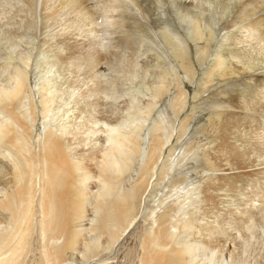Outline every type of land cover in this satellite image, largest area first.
I'll list each match as a JSON object with an SVG mask.
<instances>
[{"label": "bare ground", "instance_id": "6f19581e", "mask_svg": "<svg viewBox=\"0 0 264 264\" xmlns=\"http://www.w3.org/2000/svg\"><path fill=\"white\" fill-rule=\"evenodd\" d=\"M41 1L44 11L38 27L33 12L36 11L39 0H0V38L9 42L7 47L10 46L11 51L10 56L4 57L5 63L2 69L0 68V111L5 116L0 122V157L5 160L4 163L0 160V264H26L33 235L37 236L38 264L76 263V254H80V260L88 264L113 251L112 244L118 235H123L142 209V195L149 185L148 198L153 195L158 176L161 174L160 168L167 164V161H164L157 167L163 148L172 137V132L167 133L166 129L172 125L173 120L169 119L165 125L164 121L154 122L150 131L149 146L142 151L140 117L147 120L157 101L160 102L169 87H172L175 94L169 104L171 113L173 118H181L188 101L183 79L187 84L193 83L197 75L196 66L202 67L206 64L202 72L206 86L213 77L223 84L233 79L240 81L252 78L259 81L258 85H254L249 91L247 88L251 85L245 81L246 83L237 88L240 92L233 89L218 94V99L223 101V104H216L217 111L211 113L215 121L210 122L207 131L216 133L215 122L220 121L225 164L230 161V151L234 156L230 165L236 168L229 170L241 169L240 175L250 173L243 171L258 164L253 159L250 160V157H264V70L259 74L251 72L264 65V0H189L188 5L192 9L188 7L186 12L175 10L177 21L187 24V40L169 27H164L165 29L158 33L159 40L162 39L166 44L179 69H172L169 73L160 68L162 73H155L156 83L154 82L150 91L151 99L143 104L130 101L125 115L122 116L118 114L123 112V109L114 113L110 105L105 106L104 110H99L98 103L87 102L78 109V115L84 113L87 119L70 126L64 122V114L55 107L51 113V117L56 121L55 126L44 132L36 151L30 142V127L34 123L29 125L26 121L28 116H31V122L36 118V107L30 95L29 112L17 113L28 92V75L10 61L15 57V43L11 41L13 35L28 36L30 31L38 32L48 23L73 27L79 36L86 37L87 48L83 50L79 47L80 50L78 46L68 45L64 39H60L56 55L64 62L67 58L78 56L77 53L83 54V59L74 60L68 68L73 73H84L83 79L91 77L95 81V87L91 91L96 94L108 91L106 86H101L102 75L96 73V56L118 57L122 55L123 47L140 53L142 46L138 45V49H133L137 46L131 48V42L127 39L126 45L119 39L121 42L114 45L103 44L96 39L98 32L105 37L107 34L113 35L124 26L120 15L116 17L112 14L118 11L121 3L138 5V0ZM169 3L174 5V0H169ZM158 4H162V0H159ZM203 4H207L208 9H211L213 4L218 5L221 20L233 12L230 20L224 22H227L225 24L228 26L237 27L239 31L229 37L231 42L228 43V49L217 51L208 65L215 31L203 20L202 15L207 12ZM188 5L183 2L184 8ZM191 10L200 14L189 13ZM122 37L124 36L121 35ZM246 42L248 47L245 46ZM190 43L195 45L194 52ZM62 50L67 51L68 56L64 57ZM17 55L19 62L27 66L29 53L23 50ZM6 57L10 59L6 60ZM105 64L109 72L115 75L124 70L123 67H115L110 61H105ZM178 70L183 75L180 76ZM3 71H6V74L1 76ZM134 73L129 80L135 78ZM166 76H170L169 80ZM109 78L110 83L116 80L113 74ZM42 90L46 92L45 88ZM196 94L194 93V96ZM253 95L255 99L252 101ZM39 103L41 114L44 115L49 107L48 97L42 96ZM243 110H251L254 113L247 117ZM184 119L178 126L180 136L185 133L184 123L189 120L187 116ZM100 124L104 128H101ZM98 128L101 129L97 130ZM80 129L87 132L86 137L81 135ZM260 129L263 137H258ZM92 131L105 133L104 137L100 138L101 143H92L89 140L88 135ZM232 137L239 142H243L247 137L248 139L242 148L239 144L230 147ZM96 139L99 140V137ZM74 143L76 145L72 147ZM82 144H89V151L86 155L84 152L77 155V147ZM185 156L186 152H183V157L177 165ZM206 160L207 168L213 169L208 156ZM136 164L138 167H135ZM258 165L262 166L261 169L246 175L253 186L248 190L241 187L239 175L216 177L222 181L217 190H229L242 196L244 201L234 200L229 204L236 206L232 212L230 209L221 216L216 214L211 221L207 220L206 214L197 213L202 212L205 205H197L196 213L190 214L179 212L177 206L169 212L167 205L161 206L163 201H160L157 208H162V211H152L148 228L141 227L132 246L127 249L125 259L128 264L135 260L138 264H249L248 252L253 250L252 237L254 235L262 238L259 236L260 230L264 232V158ZM180 167L181 165L177 166L178 170ZM178 183H174V186ZM202 193L206 194L208 190L203 189ZM248 202H257V205L249 209ZM84 212L90 213V224L80 227L75 221ZM143 221L147 219L144 217ZM231 234H234L232 240L235 245L239 239L240 251L234 253V247L229 256L225 257L224 247L229 237L231 239ZM77 241L83 243L84 249L75 253ZM263 241L264 238L261 242Z\"/></svg>", "mask_w": 264, "mask_h": 264}, {"label": "rangeland", "instance_id": "374dc122", "mask_svg": "<svg viewBox=\"0 0 264 264\" xmlns=\"http://www.w3.org/2000/svg\"><path fill=\"white\" fill-rule=\"evenodd\" d=\"M157 1L159 2V0H138V5L129 2H124L125 4L121 3L123 9L121 6H119L118 11L112 15L116 17L120 15V21L123 22L122 25L124 26L119 28L116 33H113V35L107 34L105 37L101 36V33L98 32L99 35L96 37V39L103 44L114 45L116 42L119 44V42L123 40L126 45L125 41L127 39L131 42V48H133L132 46H137V48L135 47L133 49H138V45H142L140 48V53H138L139 51L134 53L133 51H130L131 49L129 47L127 48L129 50L123 47V50L121 49L123 51H121L122 55L118 57L115 55H107L106 57L96 56L98 64L96 73L102 75L101 86H106L108 88L107 93L96 94L92 92L91 90L95 87V81H93L91 77H87L88 79H83L85 75L82 74L84 73H73L72 70L70 71V68H68V66H70L74 60L83 59V54L77 53L76 55L78 56L67 58V60L64 62L62 61V58L60 59V56L56 55V47L58 46V40L60 39H64L68 45L78 46V48L80 47L83 50L84 48H87L86 37L79 36L78 33L74 31L73 27L70 28L66 25H60V23H55L53 25L48 23L45 25L46 27H44L45 30L42 28L44 31L42 29H39L38 32L30 31L28 36L25 37L17 36L16 34L12 36L13 40L11 41H14L15 43L13 46L15 57H13L14 59L6 57V60L10 59L12 65H15L20 70L26 71L28 75V92L22 100V106L17 111V113L21 114L29 112L28 95H30L34 103V107H36V118L34 122H31V116H28L26 121L29 125L34 123L32 127H30V131L32 132V138L30 142L36 151L38 149V143L42 141L44 132L49 127L53 128L55 126L56 121L51 117V113L54 111L55 107L60 111L61 114H64L63 120L65 123H68V126L74 123L83 122L87 119L84 113L78 115V109L87 102L98 103L100 105L99 110H104L105 106L107 107L110 105V109H112L114 113L120 112V109H123L124 111L118 114L122 116L125 115V111L127 110L126 108H128L127 106H129L130 101H136L139 102V104H143V102L151 99L150 91L153 89L154 84L156 83L155 75L158 73L161 74L163 71L161 69L171 73L170 70L178 68V65L174 63L172 57L170 56L166 44L161 38V40H159L158 33L163 31L166 27H169L176 33L180 34L185 40H187L185 35L187 24L177 21L176 11L180 10L186 12L188 7L190 9L191 7L188 5L189 0H174V5H171L169 0H162V4H158ZM215 1L218 2L219 0ZM183 2H186V5H188L187 8H184ZM203 5L205 8L208 7L207 4ZM43 7L42 1L39 0L37 3V9L33 12V16L37 18L35 20L38 23V27L41 22L40 17L43 15ZM189 13L200 14L193 13L192 10L189 11ZM219 14L220 7L216 4H213V7L211 9L207 8V12L205 11L204 15H202L203 20L206 21L205 24L209 25V27L215 31L214 39L212 41V49L210 52V57L207 60V65L208 62L214 58V55L217 51L221 52L228 49V43L231 42L229 37L232 36V33L239 32L237 27L228 26V24H225L227 22H224L230 20L233 12L225 15L222 20L220 19ZM223 24L225 25L223 26ZM121 35L124 37L121 38ZM8 43L9 42H6L4 39L0 38L1 69L3 67V63H5L4 57L11 55V51L9 50L10 46L7 47ZM190 46L194 52L195 45L190 43ZM245 46L248 47L247 42L245 43ZM23 50L29 53L27 66L19 62V56H16V54ZM111 51H113V49H111ZM61 53L64 57L68 56V54H66L67 51L65 50H62ZM135 57H137V59ZM105 61L112 62L115 67L124 68V70L117 75L110 71L113 74L114 79H116L115 82L110 83L109 77L112 74L107 69ZM205 67L206 64L202 65V67L196 66L197 75L193 83L187 84L183 79L186 85L185 92L187 94L188 101L185 112H183L181 118H173L171 113L169 104L173 95L175 94L172 87H169V91L163 95L160 102L157 101L158 103L154 108V111L147 120H144L142 116L140 117V124L142 125V130L140 132V144L142 151L146 150L149 146L151 134L150 131L152 129L153 123L164 121L163 124H167L169 119L173 120L172 125L167 126L166 129L167 133L172 132V137L170 138L168 144L166 143V146L163 148V154L158 161L157 167H160L164 161H167V164L160 168L161 174L158 176L157 185H155L153 195L148 198L147 194L149 192L148 189L150 188V185L147 191L142 195L144 201V204L142 202V209H140L136 220L125 230L123 235H118L116 241L112 244L113 251L105 256H102L100 259H94L90 261L88 264H128V261L125 259L127 249L132 246V242L138 235L140 228H148V219L152 211L155 210L156 213L162 211V208H157V205L160 203V201H163L161 206L167 205L169 212L170 210L175 209L177 206L179 212H187L190 214L196 213L197 205H205V209L202 212L197 213L200 215L206 214L207 220L211 221L214 219L213 216H216V214H218L217 216H221L223 212H226L230 209L232 212L236 206H229V204H231L234 200L244 201L242 196L235 195L229 190H217L219 185L222 183L221 180L216 178L217 176L239 175L241 176V187H246V190L250 189V187H253L252 181L250 178H247L246 175L261 169L262 166L258 164L263 160L264 157H250V160L253 159L255 162H258L257 165L247 168L243 171H250V173H243L240 175L241 169L229 170L231 168H236L235 166L230 165V161L234 159V156L232 151H230V161L228 164H225L223 155L224 150L221 142L220 121L215 122L217 125L216 133L211 134V131L207 130L209 128L210 122L215 121L212 119L211 113L217 111L216 104L218 106L223 104V101L218 99L220 93L222 94L226 93L227 90L229 91L237 89L238 86L241 87L246 82L251 85V87L247 88V91H249L254 85H258L259 81L253 80L252 78H245L244 80L241 79L240 81L233 79L227 84H223V82H217V79H215L216 77H213L212 81L206 86L204 79L202 78V72L205 70ZM156 70L157 72H155ZM263 70L264 65L251 72L254 74H259L263 72ZM133 73L135 78L129 80L128 78H130ZM5 74L6 71H3L1 76H4ZM178 74L180 76L183 75L180 70H178ZM166 77H168L167 79L169 80L170 76ZM141 78L145 84L143 81H141ZM44 88L46 89V92L42 90ZM239 90L240 89H237L236 92H240ZM194 93H197L195 95L196 97L194 96ZM42 96L48 97L49 100L48 111L44 115L41 114V105L39 103ZM254 99L255 97L253 95L252 101ZM50 100H52V102H50ZM242 112L246 113L247 115H245L247 117H249L251 113H254L251 110H243ZM186 116L189 120L184 123L183 129L185 130V133L183 136H180L178 126H180V124L185 121L184 118H186ZM4 119L5 116L0 111V122ZM88 122L91 124L90 121ZM99 126L104 128L101 124ZM97 127L98 126H95V128ZM101 128H98L97 130H100ZM79 132L83 137L87 136V132L84 131V129H80ZM164 133L162 136H164ZM104 135L105 133L103 132L92 131V133H90L88 136L90 137L89 140L92 143H101L102 141H100V138H103ZM258 135V137H263L261 129L258 130ZM96 137H99V140L96 139ZM247 139L248 137L245 138L243 142H239L235 137H232L229 142L230 147H235L237 144H239V146L242 148L244 147V143L247 141ZM262 140H264V138ZM75 145V143L72 144V147H75ZM82 145H78L77 155L82 154L83 152L85 155L88 153L89 144L88 146ZM183 152H186L185 159L177 165L180 158L183 157ZM207 156L210 158L211 167L213 169L207 168ZM0 160L3 163L5 162V160L1 157ZM179 165H181L180 170L177 168ZM135 167H138V164H136ZM134 175L135 173L133 172L132 176ZM154 178L151 179V182L154 180ZM176 182L179 183L174 186V183ZM203 189H207L208 193L203 194ZM188 190H191V192ZM92 191H94V188ZM186 191H188L190 194H188V192L185 193ZM248 204L249 209H253L255 205H257V202H248ZM36 217L39 219L38 216ZM144 217L147 219V221H143ZM90 219V213L84 212V214L78 220H76L75 223L80 227H87L90 224ZM231 235V239L229 237L224 247L223 253L225 257L229 256L230 250L234 247V253H238L240 251L239 239L236 240L235 245V241L232 240L234 234ZM259 236L264 238V232L260 230ZM262 238L255 237L253 235V250L252 252L250 250L248 252L249 264H264V258H262V256H264V241L261 242ZM83 249V243L77 241V249L74 250V252L78 253L83 251ZM38 251L37 236L33 235L31 252L28 253L26 264H38ZM76 255L77 257L74 259L76 263L71 264H87V262L83 263L80 260V254ZM130 264H138V261L135 260Z\"/></svg>", "mask_w": 264, "mask_h": 264}]
</instances>
